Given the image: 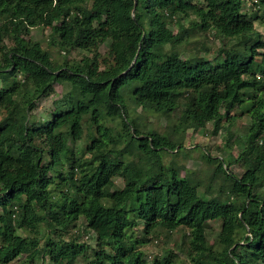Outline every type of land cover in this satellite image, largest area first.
Wrapping results in <instances>:
<instances>
[{
    "label": "trees",
    "instance_id": "16d2710c",
    "mask_svg": "<svg viewBox=\"0 0 264 264\" xmlns=\"http://www.w3.org/2000/svg\"><path fill=\"white\" fill-rule=\"evenodd\" d=\"M245 3L0 0V264H35L41 225L44 257L77 264L89 246L64 237L80 218L97 242L86 264H174L149 263L142 247L182 229L192 264H264V38ZM255 3L264 24V0ZM37 27L68 56L91 54L54 62L27 39ZM196 32L221 43L213 58L187 54ZM57 84L69 91L35 118ZM131 107L171 119V131L143 132ZM234 108L251 120L240 178L206 154L225 177L214 194L164 163L163 152L185 149L189 128L212 123L216 136ZM213 222L221 231L210 241Z\"/></svg>",
    "mask_w": 264,
    "mask_h": 264
},
{
    "label": "rangeland",
    "instance_id": "374dc122",
    "mask_svg": "<svg viewBox=\"0 0 264 264\" xmlns=\"http://www.w3.org/2000/svg\"><path fill=\"white\" fill-rule=\"evenodd\" d=\"M197 1L201 2L202 0ZM259 9L260 7L255 3V0H246L244 12L248 13L251 19L256 21V28L264 38V24L260 22V19H255L254 17ZM170 28L174 32L177 31L174 25ZM197 33L198 32L195 33L196 36L193 38L195 43L189 47L190 51H187L189 52L187 54L195 53L198 56L205 55L206 57L213 58L216 54V49L221 43L214 39L211 34L204 35L201 32ZM50 34L51 31L47 28H32L27 39L41 43L44 50L48 51L52 60L57 63H62L65 57H67L68 60H76L77 62L83 56L91 54L89 51L76 50L68 56L64 51H61L58 46H52L50 44ZM6 44L11 46L8 41H6ZM207 49H209V52H207ZM107 52L108 44H105L100 48V53L105 57ZM2 86L3 82L0 80V89ZM55 90L54 95L40 102L37 110L33 114L35 118L48 117L49 113L56 108L55 102L63 99L69 91V87L65 84H57ZM231 114V116H236L235 119L232 123L224 122L223 130L216 136L212 134V123L208 124L206 128L198 131L189 128L184 142L185 149L179 153H176L177 151L163 152L162 156L164 163L167 165H174L181 169L191 179L198 181L201 184L202 190L209 189V191H212L214 194H217L222 185H224L225 177L223 174L216 171L217 164H215V162H210L205 158L206 154L212 158L221 159L223 162H226L225 168L227 171H231L236 177L240 178L249 165L243 158L240 159V154L245 149V138L249 131L251 120L248 116H240V110L237 108H234ZM131 115L143 132L155 131L159 134H164L171 131L173 121L162 115L146 111L142 108L132 109V107ZM115 182L119 187L124 186L122 178H117ZM139 224L140 226L134 231L136 237H142L143 235V223ZM210 229L208 239L210 241L216 240L221 231V223L213 222ZM40 231L42 235L46 236L41 241V253L35 264H51L49 259L44 257L43 251L46 240L49 238L46 234L49 232V229L45 225H41ZM19 232L20 234H24L22 231ZM186 232L187 231L182 229L170 235L162 234L160 237L150 236L148 242L142 247L146 252V259L148 262L151 263L156 257L160 259L170 257L174 264H192L187 256ZM50 236H52L54 240H58L57 235ZM64 239L67 241L75 239L78 243L89 246L85 255L78 259L77 264H86L87 260L92 257L93 247L97 244L94 233L88 230L87 224L83 218H80L70 228ZM25 259V256L20 257L13 264H22Z\"/></svg>",
    "mask_w": 264,
    "mask_h": 264
},
{
    "label": "water",
    "instance_id": "95a60500",
    "mask_svg": "<svg viewBox=\"0 0 264 264\" xmlns=\"http://www.w3.org/2000/svg\"><path fill=\"white\" fill-rule=\"evenodd\" d=\"M135 2H137V0H135Z\"/></svg>",
    "mask_w": 264,
    "mask_h": 264
}]
</instances>
